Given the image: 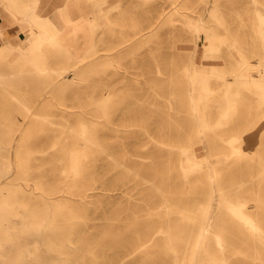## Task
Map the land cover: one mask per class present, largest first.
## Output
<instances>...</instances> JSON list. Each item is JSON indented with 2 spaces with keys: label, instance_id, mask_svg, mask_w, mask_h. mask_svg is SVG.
<instances>
[{
  "label": "rangeland",
  "instance_id": "374dc122",
  "mask_svg": "<svg viewBox=\"0 0 264 264\" xmlns=\"http://www.w3.org/2000/svg\"><path fill=\"white\" fill-rule=\"evenodd\" d=\"M117 1L119 6L103 21L112 22L102 34L99 56L75 68L79 81L62 77L50 80L34 73L0 78V136L15 138L9 151L0 157V161L11 163V181L0 185L23 186L34 201L47 200L48 189L56 187L59 191L53 201L78 215L77 221L84 222L85 237L103 242L109 254L107 264H174L160 232L167 207L152 183L165 190L174 207L181 205L169 216L173 230L187 231L181 235L185 238L190 229L195 232L198 227L190 217L199 219L200 204L209 198L210 178L204 166L186 179L180 170V161L186 155H181L178 148L189 145L201 160L210 152L209 160L221 186L223 183L226 189H232L239 185L236 196L247 198V204L252 205L247 210L264 222V130L254 147L244 148L246 154L233 153L225 144L234 134L232 127L239 131L246 128L253 118L260 117L264 105L259 106L252 92L243 89L238 113L226 126L207 131L210 146L206 148L188 112L185 67L195 46L197 17L205 12L206 3L176 0L181 11L188 14L185 17L183 12L173 10L171 0ZM216 4L222 23L211 16L207 20L228 35V42L218 53L203 52L202 61L219 67L242 64L243 58L230 47L231 42L244 47L245 56L254 61L256 57L249 50H255L260 41L255 7L264 8V0H216ZM90 6L97 9L95 2ZM91 15L98 16L93 11ZM108 58L111 61L105 63ZM49 60L57 65L67 58L54 52ZM8 69L0 63V72L6 74ZM73 72L67 75L71 78ZM2 83L19 96H9ZM209 84L215 93L221 91L220 78L210 76ZM19 100L28 101L35 113H19L23 109ZM225 101L223 95L217 97L216 107L221 110ZM217 116L211 113L212 118ZM84 125L92 127L87 133L97 135L108 154L93 145H78L82 158L79 164L85 167V174L76 180L69 171L74 155L69 149L80 132L69 127ZM9 126L14 129H7ZM26 135L31 136L29 148L21 144L26 142ZM64 138L69 145L64 151L58 150L53 144ZM85 155L89 160H84ZM111 156L125 161L130 169H120L121 164ZM20 166L30 168L29 182L22 179ZM254 188L259 190L258 195L253 193ZM220 212L218 220L222 222L223 215L230 232L227 264H255L252 253L256 242L248 227L227 209L220 208ZM42 241L38 236L27 246L34 248ZM177 247L180 255H185L182 239ZM257 247L264 259V243L259 241ZM211 250H218L214 242ZM23 257L32 259L28 251Z\"/></svg>",
  "mask_w": 264,
  "mask_h": 264
},
{
  "label": "bare ground",
  "instance_id": "6f19581e",
  "mask_svg": "<svg viewBox=\"0 0 264 264\" xmlns=\"http://www.w3.org/2000/svg\"><path fill=\"white\" fill-rule=\"evenodd\" d=\"M1 1L7 5L12 4L11 1L14 0ZM171 1L174 4L172 8L175 12H183L180 6L176 4V0ZM253 1L258 2L260 0ZM70 2L74 9L69 8L67 17H73L69 20L67 18L68 25L64 29H57L51 25L48 19H43L38 15L34 8L36 3L30 7L24 6L25 8L14 12L17 18L28 17L32 22L31 44L28 47L23 44L12 45L4 41L5 30L0 27V63L6 64L9 68L6 74L0 72V78L34 73L40 76H48L50 80L60 77L76 82L80 80L75 68L87 60H91L95 55L99 56L100 43L103 40L102 34L112 22L104 23L103 21H106V15L108 16L114 8L119 6V2L117 0H70ZM94 2L97 9L91 10L90 4L93 6ZM204 2L206 3L205 12L197 17L195 46L187 64H185L188 81L186 97L190 106L188 112L194 118L199 138L204 142L205 147L209 148L207 131H216L217 128L226 126L232 120L233 115L239 111L238 106L243 89L252 92L259 106L264 105V8L255 7L257 34L260 41L255 50H249V53L256 57L255 60H248L247 55L245 56L244 47L231 42L230 47L236 48L243 58V62L242 64L236 63L219 67L216 64L204 63L202 55L203 52L206 55L220 52L222 46L228 42V35L221 34L214 25L208 23L207 18L209 16L222 23V16L216 0H204ZM9 9L12 10V8ZM92 11L96 12L98 16H92ZM183 15L188 16L185 12ZM35 27L38 31L34 30ZM99 33L100 36H98ZM200 34H203V38L200 37ZM54 52L61 53L67 58V61L52 65L49 58ZM110 61L111 58H108L105 63ZM71 71L74 72L70 78L67 74ZM210 76L220 78V92L215 93L214 88L209 84ZM1 87L7 90L9 96H19L10 90L9 85L2 83ZM222 95L226 101L223 108L219 110L215 102L217 97ZM18 104L23 108L21 111L18 110L19 113H35L28 101L19 100ZM211 113H217L218 116L212 118ZM43 119L50 120L47 117ZM18 128L21 129V127ZM69 128L80 132L78 139L71 142L69 149L74 154L70 157L69 171L76 180H79L85 174V167L79 164L82 158L78 152V145H93L107 154L108 150L97 135L87 133L92 129L91 126L84 125L80 128L70 126ZM7 129H14V127L9 126ZM232 130H234V134L225 142L226 146L230 147L233 153L246 154L244 148L246 146L254 147L259 141L260 133L264 130V110L260 112V117L253 118V122L246 128L239 131L236 127H232ZM25 137L26 142L21 144L29 148L27 142L31 136L26 135ZM219 137L222 138L221 135ZM65 138L53 145L59 148L58 150H66L69 140ZM14 139L13 135L7 136V138L0 136V157H3L4 151H9ZM178 149L181 155H186L180 161L182 175L187 179L191 173L206 166V175L210 178V189L207 202L200 204L201 212L197 216L199 219L190 217L193 220L192 224L198 225L197 229L195 232L190 229L187 236L183 238L181 237L182 232L187 231L173 230L169 216L171 210L180 209L181 205L174 207L173 203L166 197L165 190L158 184L152 183L157 191L163 195L162 204L167 207V215L161 224L160 232L164 234L167 252L171 254L173 263L205 264L208 261L211 263L216 261L217 264H227V235H230L229 230L226 229L228 222L223 215L222 222L218 220L221 217L220 208H225L248 227L256 242L252 253L254 263L264 264V259L257 247L259 241L264 243V222L258 214L250 213L247 210L252 206L247 204V198L236 196L239 185L232 189H226L223 183L221 186L217 180L215 166L209 160L211 154L209 151L208 156L201 160L191 152L189 145H182ZM227 155L229 156L228 153ZM111 159L121 164L120 169H124L126 172L130 169L124 163L125 161L115 156H111ZM28 160L26 158L24 161L27 162ZM84 160H89L86 155ZM0 162L3 163V169H0V183L4 181L8 184L11 181V163L10 161L8 164L5 161ZM20 168L23 170L22 179L29 182L31 179L30 168L27 166H20ZM40 184L42 183L40 182ZM254 189L253 193L258 195L259 190ZM58 191L56 187H51L47 191V200L34 201L32 194L27 193L23 186L0 187V264L108 263L109 254L106 252L103 242L97 241V239L89 240V237H85L82 227L84 222L77 221L78 215L67 206L53 201L54 195ZM16 216H20V219H15ZM38 236L43 240L42 245L29 248L27 242ZM181 239L185 242V255H180L177 247ZM212 242L218 249L215 252L211 250ZM25 251L30 253L32 259L28 260L23 257Z\"/></svg>",
  "mask_w": 264,
  "mask_h": 264
},
{
  "label": "crops",
  "instance_id": "0c3cea01",
  "mask_svg": "<svg viewBox=\"0 0 264 264\" xmlns=\"http://www.w3.org/2000/svg\"><path fill=\"white\" fill-rule=\"evenodd\" d=\"M1 1V0H0ZM36 1V2H35ZM14 0L12 4L4 5L0 2V27L4 28L3 40L12 44H23L28 47L31 43L32 22L27 18H17L14 12L35 4V12L48 19L51 25L57 29H64L68 25L67 12L74 9L70 0ZM10 2V3H11ZM78 5V4H77ZM9 8H12L9 9ZM68 18V20H67ZM34 30H37L35 27ZM38 31V30H37Z\"/></svg>",
  "mask_w": 264,
  "mask_h": 264
}]
</instances>
